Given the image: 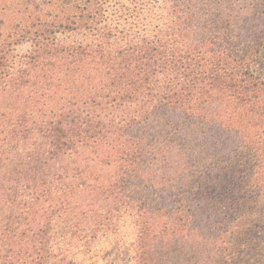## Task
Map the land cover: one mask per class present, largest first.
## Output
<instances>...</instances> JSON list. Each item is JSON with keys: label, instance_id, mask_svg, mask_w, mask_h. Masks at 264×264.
Wrapping results in <instances>:
<instances>
[{"label": "trees", "instance_id": "trees-1", "mask_svg": "<svg viewBox=\"0 0 264 264\" xmlns=\"http://www.w3.org/2000/svg\"><path fill=\"white\" fill-rule=\"evenodd\" d=\"M263 52L264 0H0V264H264Z\"/></svg>", "mask_w": 264, "mask_h": 264}, {"label": "rangeland", "instance_id": "rangeland-1", "mask_svg": "<svg viewBox=\"0 0 264 264\" xmlns=\"http://www.w3.org/2000/svg\"><path fill=\"white\" fill-rule=\"evenodd\" d=\"M28 47V44H23L21 46H19L17 49H18V52L19 53H22L23 51H25V49H27ZM260 67L264 70V52L262 54V57H261V60H260ZM121 224H122V221H121ZM122 228V232L125 233L126 235H131L133 230L131 229V225H129V222L126 220L124 221V225L121 227ZM113 246V245H112ZM107 250H103L100 252V255H104L107 251ZM111 251H112V248H111ZM143 264H164V263H157V262H150V261H143Z\"/></svg>", "mask_w": 264, "mask_h": 264}]
</instances>
